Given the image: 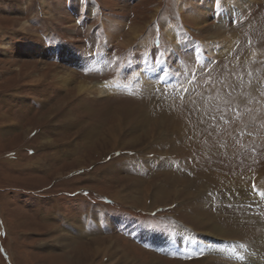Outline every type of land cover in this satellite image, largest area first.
<instances>
[{
	"label": "rangeland",
	"instance_id": "rangeland-1",
	"mask_svg": "<svg viewBox=\"0 0 264 264\" xmlns=\"http://www.w3.org/2000/svg\"><path fill=\"white\" fill-rule=\"evenodd\" d=\"M260 193L264 0H0V264H264Z\"/></svg>",
	"mask_w": 264,
	"mask_h": 264
},
{
	"label": "bare ground",
	"instance_id": "bare-ground-1",
	"mask_svg": "<svg viewBox=\"0 0 264 264\" xmlns=\"http://www.w3.org/2000/svg\"><path fill=\"white\" fill-rule=\"evenodd\" d=\"M44 2V1H43ZM230 10V9H229ZM132 28V27H131ZM114 33V32H112ZM107 34V33H106ZM168 34L170 35V37H174V34H176V31L173 28H171L170 30H168ZM113 35V34H112ZM112 37V36H111ZM118 37V36H117ZM6 46V45H5ZM67 75V74H66ZM68 77H60V80H61V83H65L66 79ZM85 84V83H84ZM85 86H80L79 87V90H83ZM99 88V87H98ZM85 91V90H84ZM99 92H101L100 90H98ZM115 129V128H114ZM112 130L110 128H108V132L110 133L111 132V135H113L112 133ZM109 136V135H108ZM53 156V155H52ZM142 196V195H141ZM168 196V195H167ZM164 202V200H163ZM221 216V215H220ZM72 221V220H71ZM212 223V222H211ZM216 224V223H215ZM214 224V225H215ZM217 225V224H216ZM212 226V224H211ZM214 229V228H213ZM226 230V229H225ZM219 231V230H218ZM230 231V230H229ZM215 233H216V230H215ZM224 233V232H223ZM79 234V233H78ZM76 235V234H75ZM114 240V239H113ZM113 240H109L108 238H102V240H97L95 241V244L93 245H90L89 246V249L92 251V253L95 255V256H99L100 257L102 256V259H106L107 256H111V255H115L116 253H118V251L121 253L122 257L125 258V255L123 254H126L127 252L122 248L120 247L119 245V241H113ZM71 242H69L68 244L70 245ZM67 245V244H66ZM193 245V244H192ZM209 246V245H208ZM254 246V244H253ZM214 248V247H213ZM257 249V248H256ZM256 251V250H255ZM74 253H75V250H74ZM78 251H76V255H77ZM74 255L73 257L74 258H78V256ZM76 256V257H75ZM115 257V256H114ZM57 258V257H56ZM71 259V258H70ZM76 260V259H75ZM118 260V259H117ZM133 260V259H132ZM70 261V260H69ZM72 261V260H71ZM136 262V261H135ZM72 263H74V261H72ZM155 264H161V262H154ZM75 264V263H74ZM153 264V263H152Z\"/></svg>",
	"mask_w": 264,
	"mask_h": 264
},
{
	"label": "snow or ice",
	"instance_id": "snow-or-ice-1",
	"mask_svg": "<svg viewBox=\"0 0 264 264\" xmlns=\"http://www.w3.org/2000/svg\"><path fill=\"white\" fill-rule=\"evenodd\" d=\"M253 189L259 193V190L256 189V185H255V184H253ZM260 194H261V195H264V193H260Z\"/></svg>",
	"mask_w": 264,
	"mask_h": 264
}]
</instances>
